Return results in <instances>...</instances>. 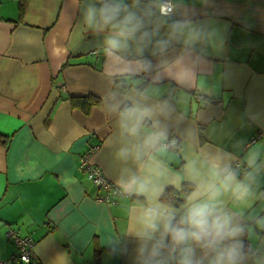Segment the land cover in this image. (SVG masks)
<instances>
[{"label":"crops","instance_id":"obj_1","mask_svg":"<svg viewBox=\"0 0 264 264\" xmlns=\"http://www.w3.org/2000/svg\"><path fill=\"white\" fill-rule=\"evenodd\" d=\"M101 2L25 0L19 19L17 0H0V264H20L11 230L33 240L34 264H144L137 234L150 209L149 248L164 244L152 264H179L185 248L211 264L195 241L174 249L163 234L168 214L190 230L180 222L198 189L210 221L242 229L220 247L264 264V0H172V13L160 0H103L122 9L114 23L127 12L140 22L127 39L84 22ZM88 95L100 100L88 115L70 106ZM170 139L177 151L162 146ZM84 156L122 191L116 205L97 200ZM227 171L236 182L225 187ZM185 185L180 208L160 201Z\"/></svg>","mask_w":264,"mask_h":264},{"label":"clouds","instance_id":"obj_2","mask_svg":"<svg viewBox=\"0 0 264 264\" xmlns=\"http://www.w3.org/2000/svg\"><path fill=\"white\" fill-rule=\"evenodd\" d=\"M122 9L120 6L101 2L99 8L89 6L84 13V22L89 27L103 28L111 25L113 28H119L116 33L117 37L124 39L131 38L141 27L140 22L132 12H127L118 23L117 18L120 17ZM107 44L116 48L120 44V40L115 37L107 39ZM135 131V129H133ZM236 182L234 173L227 171L224 186ZM214 196L216 190L209 188ZM203 193L198 189L191 197H189V206L187 207L185 217L181 220V224L190 226L189 228L181 227L172 223V216L168 214L164 217L163 234L171 239L173 248L184 245L189 240L195 241L205 253H214L211 264H241L243 259L242 245H231L221 248L222 242L228 238L236 237L242 229L233 226L231 218L228 216H216L209 220L210 208L207 203L196 202ZM148 221L145 230L137 235L142 241L139 251L144 253L147 250L148 255L144 258V264H152L154 258L160 255V249L164 247L163 236L159 240H155L149 248V242L153 241L154 233L158 230L156 223V211L150 209L147 213ZM179 264H200L199 261L193 259V253L190 248L181 249V257Z\"/></svg>","mask_w":264,"mask_h":264},{"label":"built area","instance_id":"obj_3","mask_svg":"<svg viewBox=\"0 0 264 264\" xmlns=\"http://www.w3.org/2000/svg\"><path fill=\"white\" fill-rule=\"evenodd\" d=\"M160 2L166 13L173 12L174 7L172 0H160ZM162 146L168 150L177 151L178 149V144L174 139L166 140L162 143ZM233 168L239 169L240 163H235ZM78 170L86 176L95 189L103 192V194L97 198L99 202L110 206L117 204V198L123 195L122 191L106 179L99 167L93 165L89 161V156L81 158ZM7 237L16 249V258L23 264H34L32 251L34 244L33 240L30 237H20L12 230L7 233ZM245 248L248 250L249 246L246 245Z\"/></svg>","mask_w":264,"mask_h":264},{"label":"trees","instance_id":"obj_4","mask_svg":"<svg viewBox=\"0 0 264 264\" xmlns=\"http://www.w3.org/2000/svg\"><path fill=\"white\" fill-rule=\"evenodd\" d=\"M131 1H136V0H131ZM138 1H150V0H138ZM17 6H18L19 19H21L25 10V0H17ZM127 87L128 85L121 84L120 81H116L114 85V90L121 92ZM68 101L72 108L78 109L84 115H88L92 107L98 106L100 104V100L91 95L80 96V97H69ZM125 108L126 106L123 107V110ZM6 142H7V137L0 135V144L4 145L6 144ZM245 173L246 170H243L236 174L239 178H242L245 175ZM191 191H192V187L187 185L182 186L178 191L167 190L161 195L160 201L163 204L170 206L172 208H180L181 206L184 205L186 198L191 193ZM14 259L18 261V263L23 264L16 258V256Z\"/></svg>","mask_w":264,"mask_h":264}]
</instances>
